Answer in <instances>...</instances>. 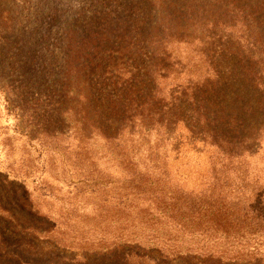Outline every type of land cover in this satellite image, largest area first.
I'll list each match as a JSON object with an SVG mask.
<instances>
[{
    "label": "trees",
    "instance_id": "1",
    "mask_svg": "<svg viewBox=\"0 0 264 264\" xmlns=\"http://www.w3.org/2000/svg\"><path fill=\"white\" fill-rule=\"evenodd\" d=\"M228 5L204 6L202 79L168 91L179 62L135 35L122 56L94 54L75 96L33 100L46 109L36 112L46 154L55 144L106 157L121 178L73 182L98 200L91 217L42 213L27 190L9 204L0 193V264H264V185L249 170L264 139V0ZM117 59L125 65L108 64ZM238 110L258 120L244 125ZM204 146L212 181L183 190L168 161Z\"/></svg>",
    "mask_w": 264,
    "mask_h": 264
},
{
    "label": "rangeland",
    "instance_id": "2",
    "mask_svg": "<svg viewBox=\"0 0 264 264\" xmlns=\"http://www.w3.org/2000/svg\"><path fill=\"white\" fill-rule=\"evenodd\" d=\"M209 2L224 11L230 8L229 0H0V193L5 203L27 190L42 213L91 217L98 200L74 184L84 177L121 178L120 170L106 157L81 158L60 145L50 144L46 154L42 132L48 124L36 128L46 109L31 103L54 94L64 101L70 87L69 96H75L79 84L92 76L94 54L122 56L124 46L135 45V35L143 47H163L179 62L175 78L166 79L168 91L204 78L196 68L204 64L200 53ZM237 117L244 125L258 120L246 110H238ZM205 147L201 153L182 147L179 157L168 161L174 183L183 190L198 191L212 181L211 154ZM259 147L249 170L264 185V139Z\"/></svg>",
    "mask_w": 264,
    "mask_h": 264
}]
</instances>
